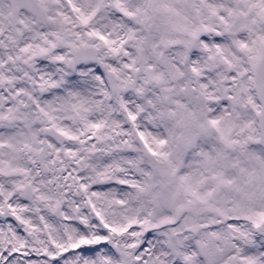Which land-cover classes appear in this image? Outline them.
Masks as SVG:
<instances>
[{"label": "snow or ice", "instance_id": "1", "mask_svg": "<svg viewBox=\"0 0 264 264\" xmlns=\"http://www.w3.org/2000/svg\"><path fill=\"white\" fill-rule=\"evenodd\" d=\"M0 264H264V0H0Z\"/></svg>", "mask_w": 264, "mask_h": 264}]
</instances>
